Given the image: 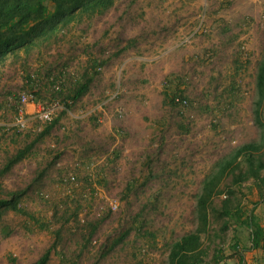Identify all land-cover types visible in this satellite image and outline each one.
<instances>
[{"label": "rangeland", "instance_id": "rangeland-1", "mask_svg": "<svg viewBox=\"0 0 264 264\" xmlns=\"http://www.w3.org/2000/svg\"><path fill=\"white\" fill-rule=\"evenodd\" d=\"M263 54L264 0H116L9 57L0 65V198L20 193L21 205L50 230L7 212L0 264H31L48 250L47 264H167L168 245L197 227L203 179L227 159L214 205L228 199L230 207L252 208L264 228V172L232 182L246 168L232 159L239 146L259 145L264 160V114L262 126L254 115ZM85 77L87 92L65 109ZM164 89L185 103H166ZM21 91L32 96L23 107L28 117L59 103L44 136L6 133ZM36 124L27 122L33 131ZM19 150L25 156L7 168ZM236 233L243 264H264L239 221L217 214L201 234L205 262L219 244L224 264H240L230 248Z\"/></svg>", "mask_w": 264, "mask_h": 264}, {"label": "trees", "instance_id": "trees-1", "mask_svg": "<svg viewBox=\"0 0 264 264\" xmlns=\"http://www.w3.org/2000/svg\"><path fill=\"white\" fill-rule=\"evenodd\" d=\"M116 0H0V65L9 57L15 56L19 51L29 53L34 47H39L55 39L57 35L70 24L81 21L84 17L102 14L110 9ZM52 80V79H51ZM52 82V81H51ZM53 83V82H52ZM58 85V84H57ZM89 80L85 77L82 83H75L63 102L65 109L73 101L82 97L88 90ZM52 84L55 92H60V87ZM256 101L254 103L255 120L262 126L260 117L264 114V54L257 64L255 79ZM178 95V96H177ZM165 102L170 105L184 104L185 100L180 94L163 90ZM54 119L46 124L40 136L47 134L54 124ZM183 128V127H182ZM259 145L249 143L239 146L233 160L242 158L246 168L242 173L234 174L232 182L238 184L252 178L260 180L264 172V160L260 155ZM26 152L19 150L6 164L10 168L13 164L23 159ZM231 159V160H232ZM231 161L229 159L218 163V170L205 176L201 183L200 191L195 196V216L197 227L194 232L185 234L168 245L167 264H224L225 255L218 244L212 249L211 260L205 262L208 250L203 247L201 234L207 232L209 216L217 214L219 217L235 218L242 228L248 232L249 249L260 250L264 258V228L259 215L253 209H242L238 205L229 206V200L223 201L219 207L213 203V197L222 191L219 189L222 177L227 173ZM229 174V173H228ZM20 193L10 191L5 197L0 198V222L7 212L26 217L38 230L49 231V225L43 219L29 213L20 203ZM262 199L264 197L262 196ZM229 227V221H223L221 229ZM3 235L10 234L9 227L2 226ZM240 239L237 233L233 235L231 249L240 255V264H243L242 249L238 250ZM50 251L43 253L31 264H47Z\"/></svg>", "mask_w": 264, "mask_h": 264}, {"label": "built area", "instance_id": "built-area-1", "mask_svg": "<svg viewBox=\"0 0 264 264\" xmlns=\"http://www.w3.org/2000/svg\"><path fill=\"white\" fill-rule=\"evenodd\" d=\"M204 15H201V20L203 19ZM195 32L189 33L185 35L179 42V44H185L188 43ZM57 87L56 89L59 88L58 85L56 84ZM32 96L30 95L29 91H21L17 94V103L15 107V115L12 119L11 122L6 123L5 126V131L6 133H17V134H24L27 133L28 130H30V127L27 126L28 120H35L36 123V132H40L44 125L48 124L51 122V120L54 117V112L59 108V103L58 102H52L49 103L48 105H39V108L37 112L32 115L31 117H28L25 115L26 113L23 111V107L31 101ZM33 131V130H32ZM70 180H74V177L71 176L69 177ZM110 209L113 211L116 209L117 204L116 203H109Z\"/></svg>", "mask_w": 264, "mask_h": 264}]
</instances>
